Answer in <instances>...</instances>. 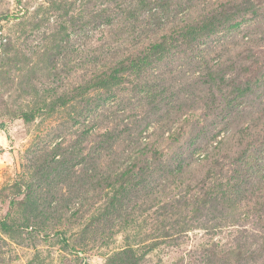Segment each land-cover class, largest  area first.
<instances>
[{"label":"rangeland","instance_id":"1","mask_svg":"<svg viewBox=\"0 0 264 264\" xmlns=\"http://www.w3.org/2000/svg\"><path fill=\"white\" fill-rule=\"evenodd\" d=\"M49 2L51 9H47ZM93 2L0 0V223L12 225L8 232L0 227V264H122L114 254L128 247L133 251L130 259L137 260L136 264H206L205 255L212 246L220 251L218 255L223 259L230 254L228 251L244 250L246 253L255 249L254 263L264 264V206L242 200L239 207L226 212L203 209L192 213L188 206L179 214L177 203L188 195L182 186L171 190L172 200L167 198L153 205H147L146 201L129 215L111 221L99 216L105 204V199L101 198L72 227L40 231L20 226L24 224V218L33 214H37V218L41 216L38 210L35 213L26 210V195L36 198L40 209L54 207L57 203L50 213L53 216L62 210L70 214L79 203L85 208L88 184L86 174H80L83 167L79 160L92 146H97L99 136L106 128H128L127 134L130 132L134 137L140 127L133 124L148 106L147 94L132 90V83L127 82L126 77L110 90H85L80 97L79 93L74 94L77 90H71L72 86L86 80L90 64L101 63L109 50L107 47L120 40L114 33L108 35L100 23H90V13L97 4ZM57 6L70 10L61 22L53 11ZM87 18V25H81L80 21ZM245 26L253 30V37L245 35L243 41L248 46L254 38L259 47L255 50L247 48L242 56L247 61L249 58L254 60L252 68H255L264 64V40H259V37L264 38V20L256 23V30L250 27L253 23ZM246 27L237 30L238 37L246 34ZM74 28L79 34L73 32ZM176 63L178 70L187 66L186 61ZM238 80L243 79L233 82ZM175 84L179 88V82ZM164 91L158 93L165 96ZM97 95L107 99L87 116H80L81 106ZM181 101L168 103V112L159 117V121L154 120L140 138L159 142L165 158L175 156L177 144L190 134L199 116L197 111L181 116L175 114ZM260 102L264 104V86L244 98L239 106L245 112L246 120L253 118L258 125L264 121V115L256 118L264 106ZM159 125H162L160 130H165L163 135L153 136L152 132ZM238 127H223L226 132L222 130L216 139L230 135ZM122 147V143H118L113 148L119 150ZM54 149L64 152V159L73 165V172L71 179L54 174V169L49 171L52 177H45L44 183L49 182L55 198L47 205V185L37 183L40 173L35 175L33 170L38 157L43 160ZM65 149L66 153L61 151ZM47 157L46 168L62 167L56 164L62 155ZM219 160L224 165V173L230 168L231 157ZM100 161L104 164L108 158L102 157ZM28 182L33 184L32 192L25 187ZM93 218L102 220L94 224L98 231H111L96 235L95 241H91L93 229L89 227ZM242 264H251V260L242 261Z\"/></svg>","mask_w":264,"mask_h":264},{"label":"trees","instance_id":"2","mask_svg":"<svg viewBox=\"0 0 264 264\" xmlns=\"http://www.w3.org/2000/svg\"><path fill=\"white\" fill-rule=\"evenodd\" d=\"M93 1L97 4L90 13V23H100L108 35L114 33L120 40L107 47L106 58L101 63L90 64L86 80L72 86L71 90H77L74 94L79 93L78 97L85 90H110L119 84L122 77H126V81L132 83V90H142L147 94L148 106L133 124L140 127L134 137L130 132L127 134V127V130L124 127L106 128L100 134L97 146H92L79 160L83 167L80 174H86L88 184L85 208L79 203L70 214L62 210L65 214L60 212L53 216L50 213L57 203L54 207L40 209L37 199L26 195V210L31 213L38 210L41 216L37 218L38 215L33 214L24 218V224L20 226L40 231L72 227L101 198L105 199V204L99 216L111 221L129 215L146 201L147 205H153L167 198L172 200L171 190L180 186L188 195L177 203L179 214L184 213L188 206L192 213L203 209L226 212L239 207L242 200L264 206V130H260L264 121L260 125L250 117L247 121L245 112L239 107L244 98L264 86V64L252 68L254 60L249 58L247 61L242 56L247 48L255 50L259 47L254 38L248 46L243 38L245 35L253 37V30L246 24L253 23L250 27L256 30V23L264 20V0ZM51 8L49 2L47 9ZM53 11L60 21L70 10L57 6ZM80 22L87 25L88 18ZM242 26L248 31L238 37L237 30ZM73 32L79 34L76 28ZM259 40L264 38L259 37ZM177 61H186V68L178 70ZM233 73L235 77H232ZM235 79L243 80L233 82ZM176 82H179V88ZM152 90L156 91L152 93ZM161 90H165V96L158 93ZM106 99L104 95L95 96L81 106L79 115L87 116ZM180 99L182 101L175 114L181 116L197 111L199 116L190 134L177 144L175 156L165 158L159 142L142 141L140 138L154 120L159 121V117L168 112V103ZM157 115L158 118L155 117ZM263 115L264 106L256 118ZM25 117L29 118L27 114ZM233 125L239 126L236 131L216 139L222 130L226 132L223 127ZM161 126L152 132L153 136L163 135L165 130H160ZM123 140L127 143L124 144ZM118 143L123 147L115 150L113 147ZM61 151L66 153V149ZM54 155L63 156L56 162L62 167L46 168L47 156ZM47 156L43 160L41 156L37 159L33 170L35 175L40 173L37 183L45 184V177H52L49 171L53 169L54 174L62 178L72 177L73 165L64 159V152L54 149ZM225 156L231 160L230 168L223 173L224 165L219 159ZM102 157L108 158V162L103 164L100 161ZM29 183L25 187L32 192L33 184ZM81 184L80 178V188ZM45 185V202L49 205L55 196L49 182ZM48 215V218L43 217ZM99 220L93 218L90 222L89 227L93 229L91 241H95L98 234L111 232L106 229L98 231L94 224L97 225ZM0 227L8 232L12 225L1 222ZM243 251H228L230 254L223 259L218 255L220 251L212 246L204 263L228 264L229 261L230 264H242V261L250 259L251 264H256L255 249ZM132 252L128 247L114 254V258L121 260L122 264H136L137 260L130 259Z\"/></svg>","mask_w":264,"mask_h":264}]
</instances>
